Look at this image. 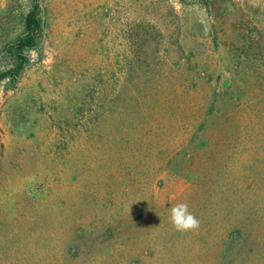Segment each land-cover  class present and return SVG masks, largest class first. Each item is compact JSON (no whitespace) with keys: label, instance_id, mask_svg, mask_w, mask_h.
I'll use <instances>...</instances> for the list:
<instances>
[{"label":"rangeland","instance_id":"obj_1","mask_svg":"<svg viewBox=\"0 0 264 264\" xmlns=\"http://www.w3.org/2000/svg\"><path fill=\"white\" fill-rule=\"evenodd\" d=\"M32 3L0 0V71ZM39 4L0 80V264H264V114L221 129L205 96L264 106V0Z\"/></svg>","mask_w":264,"mask_h":264},{"label":"trees","instance_id":"obj_2","mask_svg":"<svg viewBox=\"0 0 264 264\" xmlns=\"http://www.w3.org/2000/svg\"><path fill=\"white\" fill-rule=\"evenodd\" d=\"M32 1L33 5L31 9H29L21 19L20 33L9 39L5 47L11 64L10 67L0 71V80L5 78L14 79L21 73L28 62L26 51L36 46L42 34L39 0ZM208 4L209 3H206V6ZM208 8H210L209 5ZM234 88L235 86L233 83H229L224 88H214L211 89V91L210 88H207L205 91L206 98L211 99L213 104L217 103L218 107L220 105V107L226 109V111L229 110L226 114H221L223 116L218 127L221 129H231L235 133L237 131L246 133L248 131H253L255 128H261V121L263 120L264 114L263 104L260 101H245L244 99H240V97H238L239 94L237 97H234L233 92H236ZM152 96L154 97L156 95L153 94ZM220 107L218 108L219 110ZM211 109L213 110V108ZM235 113H237V115Z\"/></svg>","mask_w":264,"mask_h":264},{"label":"clouds","instance_id":"obj_3","mask_svg":"<svg viewBox=\"0 0 264 264\" xmlns=\"http://www.w3.org/2000/svg\"><path fill=\"white\" fill-rule=\"evenodd\" d=\"M170 223L178 232L196 231L200 227L199 219L189 210L186 202L175 204L170 210Z\"/></svg>","mask_w":264,"mask_h":264}]
</instances>
